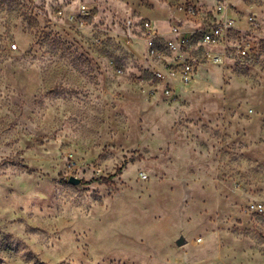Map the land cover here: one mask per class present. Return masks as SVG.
Returning a JSON list of instances; mask_svg holds the SVG:
<instances>
[{
    "label": "rangeland",
    "instance_id": "374dc122",
    "mask_svg": "<svg viewBox=\"0 0 264 264\" xmlns=\"http://www.w3.org/2000/svg\"><path fill=\"white\" fill-rule=\"evenodd\" d=\"M0 264H264V0H0Z\"/></svg>",
    "mask_w": 264,
    "mask_h": 264
},
{
    "label": "built area",
    "instance_id": "2783aa9c",
    "mask_svg": "<svg viewBox=\"0 0 264 264\" xmlns=\"http://www.w3.org/2000/svg\"><path fill=\"white\" fill-rule=\"evenodd\" d=\"M149 25V23H147ZM232 23L230 22V20H227L226 23L222 24V25H217L214 26V28H212L211 30L207 31L205 34V39L207 42H215V41H219L220 39L223 38V31L225 29H228L229 27H231ZM148 30L150 32V34H153L154 36H156V30H153L152 27H148ZM16 47V45H15ZM211 57L214 59L215 62H221V56L219 54H212Z\"/></svg>",
    "mask_w": 264,
    "mask_h": 264
},
{
    "label": "water",
    "instance_id": "95a60500",
    "mask_svg": "<svg viewBox=\"0 0 264 264\" xmlns=\"http://www.w3.org/2000/svg\"><path fill=\"white\" fill-rule=\"evenodd\" d=\"M69 181L72 184H78V183H80V179L77 178V177H75V176H71L70 179H69ZM179 243H181V242H179Z\"/></svg>",
    "mask_w": 264,
    "mask_h": 264
}]
</instances>
